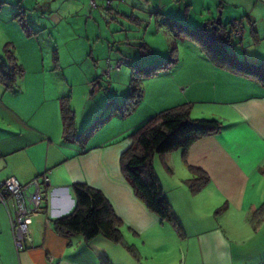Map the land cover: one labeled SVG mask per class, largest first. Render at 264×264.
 I'll return each instance as SVG.
<instances>
[{"label": "crops", "instance_id": "obj_1", "mask_svg": "<svg viewBox=\"0 0 264 264\" xmlns=\"http://www.w3.org/2000/svg\"><path fill=\"white\" fill-rule=\"evenodd\" d=\"M88 1L71 0L66 11L75 8L74 16L79 18L87 12ZM42 4L54 7L50 0H0V11H8L6 16L0 12V33L12 15L16 18L18 10L24 11L27 21ZM104 5L101 0L96 10L104 9ZM38 25L33 26L39 27L37 31L32 27L29 31L43 33L49 22ZM256 33L261 39L259 31ZM12 34L9 29L6 39ZM21 39L24 48V35ZM74 43L70 52L75 56ZM91 43L88 37V48ZM16 53L17 48L14 55L23 75L14 89L0 83V182L15 178L27 184L42 181L47 174L50 184L42 210L29 225L32 241L22 252L16 250L12 231L16 203L9 200L5 206L0 202V264H104L102 257L108 264H264V87L260 83L214 65L204 52L182 55L178 51L177 64L153 76L158 78L150 81L154 82L152 97L144 89L141 103L130 116L115 115L91 137L67 141L62 115L67 91L59 86L64 83L34 76L38 67L25 60L27 50L22 58ZM87 83L93 87L94 81ZM69 103L77 134H83L97 118L90 114L80 127L78 106L74 100ZM182 105L191 106L193 119L221 121L223 130L201 139L186 153L177 150L161 157L168 170L162 177L156 167L159 157L154 161L182 227L179 233L135 197L122 174L120 159L131 145L129 136L138 127L158 113ZM191 167L201 168L209 177L198 192L190 188L189 181L201 176ZM77 183L102 191L110 201L125 225L123 243L103 236L87 241L80 234L64 236L57 232L54 220L74 209L72 186Z\"/></svg>", "mask_w": 264, "mask_h": 264}, {"label": "rangeland", "instance_id": "obj_2", "mask_svg": "<svg viewBox=\"0 0 264 264\" xmlns=\"http://www.w3.org/2000/svg\"><path fill=\"white\" fill-rule=\"evenodd\" d=\"M70 1L50 0L54 6L52 9L42 4L35 13H32L34 16L31 14L27 16V21L24 19L25 13L19 19L17 17L12 19V15L11 21L5 23V31L2 28L0 33V54L4 57L6 46H10L13 52L17 48L22 58L24 50H27L25 60L33 67H38V73L34 76H38L39 79L44 77L45 80L56 84L57 82L66 84L67 86L64 84L59 86L67 91L66 96H70L68 100H74V104L78 106L76 116L79 126L82 127L93 114L94 117L91 118H97L92 120L86 130L98 120L116 112L114 101L123 102L133 84L140 86L142 90L148 89L151 93L149 97H152L151 85L154 82L150 81L154 78L143 74L150 65L161 63L170 57L177 59L175 53L178 51H181L182 55L190 51L194 52L193 54L203 52L199 43L187 36L176 34L175 30L178 29L172 26L171 21L197 30L218 18H221L222 23L228 28L230 21L242 20L245 27L243 40H235L231 51L238 59L248 63L256 65L264 63V0H123V4L119 0H113L112 8L104 5V9L99 10L93 9L88 1L87 12L79 18L74 16L75 8H72L70 13L66 11V5ZM100 3L101 0H98L97 5ZM99 11L102 15H99ZM0 12L6 16L8 11ZM248 15L256 23L253 27L261 35L259 40L252 33ZM13 20L16 22L15 25H11ZM40 21L47 25L49 22L47 30L44 29L43 33L40 31V34L28 30L30 27L31 30L39 28L33 26H39ZM9 29L13 34L6 39ZM66 29L70 31L68 36ZM32 32L36 34L32 35ZM86 33L92 40L89 48L88 44H85L88 38ZM23 35L24 48L21 39ZM72 42H76L75 56L70 52ZM32 51L38 54H33ZM119 63L122 65L116 69ZM108 66L111 67L110 92L106 90ZM136 66L138 68H135ZM89 79L92 82L99 79L101 85L97 84L93 89L87 83ZM89 101L90 104H87ZM98 114L101 115L97 117ZM196 114L200 116L199 113ZM195 116L197 115H193L194 118ZM156 167L161 177L168 171L161 157L158 158Z\"/></svg>", "mask_w": 264, "mask_h": 264}, {"label": "trees", "instance_id": "obj_3", "mask_svg": "<svg viewBox=\"0 0 264 264\" xmlns=\"http://www.w3.org/2000/svg\"><path fill=\"white\" fill-rule=\"evenodd\" d=\"M22 14L24 11L20 9L16 17L19 19ZM171 22L172 26L178 29V31L175 30L176 34L187 36L199 43L214 65L254 80L264 87V63L259 65L248 63L238 59L231 51L234 41H241L243 38V35L235 36L230 28L231 21L229 28L222 22L217 24V20H211L206 26L199 27L197 30L186 25H178L175 21ZM250 24L254 37L259 40L253 27L254 23L250 22ZM177 53H175L176 56ZM5 56V58L0 56V83L6 89L11 90L16 87L17 81L23 75V70L18 65L14 52L8 46L5 49ZM177 62L178 58L170 57L161 63L150 65L143 71V74L149 77L156 76L170 70ZM97 83L99 84V80L94 81L93 89ZM108 85H110L109 81ZM108 85L106 90L110 92L111 86L108 89ZM92 93H94L93 90ZM143 96L144 90L133 84L129 95L122 103L114 102L117 114L114 112L98 120L83 134H77L75 114L69 104V96L63 98L62 115L66 140L72 141L79 136L89 138L106 125L113 116H130L138 108ZM190 113L191 106L182 105L164 110L150 118L129 136L131 145L122 153L120 159L122 174L133 189L135 197L150 212L158 216L162 223H172L179 233H182V227L166 197L155 170L154 161L156 157H163L177 150L186 153L201 139L216 136L223 130L221 121L192 119ZM191 170L201 176V178L189 181L190 188L198 192L209 182V177L201 168L191 167ZM72 191L75 199L74 209L70 214L54 220L57 232L64 236L80 234L87 241L103 236L112 242L123 243L125 225L103 192L85 183L74 184ZM102 261L108 264L107 258L102 257Z\"/></svg>", "mask_w": 264, "mask_h": 264}, {"label": "built area", "instance_id": "obj_4", "mask_svg": "<svg viewBox=\"0 0 264 264\" xmlns=\"http://www.w3.org/2000/svg\"><path fill=\"white\" fill-rule=\"evenodd\" d=\"M97 1L90 0L91 7L96 8ZM119 1L123 2V0ZM106 5L108 8H112L113 0H106ZM230 28L236 37L243 35L244 26L241 20H232ZM121 65L122 63H119L116 69H119ZM110 68L107 72V81L110 80ZM110 86L108 85V89H110ZM49 184L50 181L47 174L43 176L42 181L35 179L27 184H21L15 178L0 182V202L5 206H7L9 200H14L16 203V218L12 221V231L14 244L18 252L24 251L28 243L32 241L29 225L32 217L43 208L46 200V187Z\"/></svg>", "mask_w": 264, "mask_h": 264}, {"label": "water", "instance_id": "obj_5", "mask_svg": "<svg viewBox=\"0 0 264 264\" xmlns=\"http://www.w3.org/2000/svg\"><path fill=\"white\" fill-rule=\"evenodd\" d=\"M222 22V19L221 18H218L217 19V24H220Z\"/></svg>", "mask_w": 264, "mask_h": 264}]
</instances>
